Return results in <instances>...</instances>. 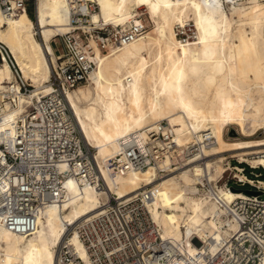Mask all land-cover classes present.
<instances>
[{
	"label": "bare ground",
	"instance_id": "obj_1",
	"mask_svg": "<svg viewBox=\"0 0 264 264\" xmlns=\"http://www.w3.org/2000/svg\"><path fill=\"white\" fill-rule=\"evenodd\" d=\"M91 1L97 10L90 14L89 24L147 26L144 34L107 53L89 39L94 67L88 84L65 91L103 188L68 177L59 202L35 212L30 233L15 232L0 219V264H56V247L68 225L101 210L111 195L126 198L148 187L152 197L144 204L161 238L188 258L213 252L238 231L225 204L245 194L217 186L215 194L199 195L200 176L217 184L234 157L264 168V137H223L229 125H236L237 132L246 136L264 129V0ZM10 3L11 14L5 15L0 7V43L33 89L26 97L18 96L15 107L3 109L1 129L24 104L50 92L56 64L51 40L71 31L68 0H35V20L14 0ZM140 8L147 21L139 20ZM189 23L194 39L178 38L177 29L184 31ZM10 82V67L1 62L0 90ZM162 120L167 124L162 130L170 131V141L178 145L176 150L169 148L172 155L200 143L203 159L172 167L166 156L143 169L112 173L109 162L121 153L122 143L142 144L147 131L158 130ZM68 242L86 261L75 230Z\"/></svg>",
	"mask_w": 264,
	"mask_h": 264
},
{
	"label": "built area",
	"instance_id": "obj_2",
	"mask_svg": "<svg viewBox=\"0 0 264 264\" xmlns=\"http://www.w3.org/2000/svg\"><path fill=\"white\" fill-rule=\"evenodd\" d=\"M14 1L17 7L26 10L27 0ZM68 3L71 31L59 36L62 50L53 49L56 64L50 77V92L24 104L23 110L0 128V219L18 233L34 230L35 212L49 203L59 202L63 181L68 177L103 188L91 149L85 145L65 101V91L84 84L94 67L89 39L106 51L147 31L145 23L132 22L125 28L89 24L90 14L97 10L96 3L91 0H68ZM0 7L5 15L11 14L10 0H0ZM4 61L13 74V82L0 90V118L4 108L15 107L18 96L26 97L33 89L0 43V63ZM166 125L161 121L158 130L147 131L142 144L123 142L121 153L109 162L112 173L143 169L166 156L172 167L203 159L200 143L186 145L172 155L170 149L176 150L178 145L170 141V131L162 130ZM261 155L264 157V152ZM231 160L217 184L204 175L197 184L199 195L215 194L217 186L245 194L225 204L227 216L238 223V231L217 243L213 252H200L197 258H188L170 241L163 240L144 204V200L152 197L148 187L126 198L111 195L101 210L68 225L69 230L56 247V264H264V181L257 178L260 173L252 171L263 167L235 159L237 164L250 169L254 177L248 178L245 167L232 165ZM231 183L247 184L249 190L262 194H248ZM73 230L85 248L86 261L68 242Z\"/></svg>",
	"mask_w": 264,
	"mask_h": 264
},
{
	"label": "rangeland",
	"instance_id": "obj_3",
	"mask_svg": "<svg viewBox=\"0 0 264 264\" xmlns=\"http://www.w3.org/2000/svg\"><path fill=\"white\" fill-rule=\"evenodd\" d=\"M139 10V13H142L143 15V20L147 21L146 19V16H144V11H143V8H140L138 9ZM26 11L30 14L31 18L33 20H35V0H27L26 1ZM185 32V33H184ZM193 27L191 26V24H187L184 28V31L182 28H178L177 29V37L178 38H186V37H189L190 40L192 41L194 38H193ZM51 44H52V47L54 49L55 52H59L62 50V47H61V42H60V37L59 36H56L55 38H53L51 40ZM103 53H107L108 51H102ZM27 82L30 83L29 80H26ZM88 84V81L85 82L84 84H81V85H78V86H84V85H87ZM77 87V86H76ZM162 121H165V120H162ZM246 127H248V125L246 124ZM232 130H234L237 135L234 136V137H230L228 136V133L231 132ZM223 137L225 139H230V140H240V139H259V138H262L264 137V129H258L254 134L250 135V136H246V135H241L237 132V127L236 125H229L227 126L224 131H223ZM237 137V138H236ZM236 138V139H235ZM264 149V148H263ZM253 156V155H252ZM235 157L232 158L231 160V164L234 165V164H237L236 161H235ZM230 160V159H229ZM239 166H244L245 167V170H244V174L248 177V178H253V174H250L249 171L250 169L244 165V164H237ZM254 173H260V175L257 176L258 179L260 180H263L264 181V169L263 168H256L254 170H252ZM165 173H160V175H162ZM230 185L234 186L235 188L237 189H242V190H248L250 189V187L247 185V184H244V185H238V184H233L231 183Z\"/></svg>",
	"mask_w": 264,
	"mask_h": 264
},
{
	"label": "water",
	"instance_id": "obj_4",
	"mask_svg": "<svg viewBox=\"0 0 264 264\" xmlns=\"http://www.w3.org/2000/svg\"><path fill=\"white\" fill-rule=\"evenodd\" d=\"M236 135H237V133L234 130H232L231 132L228 133V136H230V137H234ZM243 191L248 193V194H251V195H261L262 194L261 191H257V190H249L248 189V190H243Z\"/></svg>",
	"mask_w": 264,
	"mask_h": 264
},
{
	"label": "trees",
	"instance_id": "obj_5",
	"mask_svg": "<svg viewBox=\"0 0 264 264\" xmlns=\"http://www.w3.org/2000/svg\"><path fill=\"white\" fill-rule=\"evenodd\" d=\"M28 13V12H27ZM29 14V13H28ZM30 15V14H29ZM31 17V16H30Z\"/></svg>",
	"mask_w": 264,
	"mask_h": 264
}]
</instances>
